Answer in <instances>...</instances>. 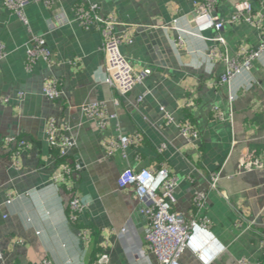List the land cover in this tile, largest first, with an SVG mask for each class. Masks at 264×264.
<instances>
[{"label": "crops", "instance_id": "crops-1", "mask_svg": "<svg viewBox=\"0 0 264 264\" xmlns=\"http://www.w3.org/2000/svg\"><path fill=\"white\" fill-rule=\"evenodd\" d=\"M26 1L19 16L0 0L1 264L45 258L49 264H91L104 248L107 264H160L151 253L138 255L144 247L141 203L134 187L121 188L118 179L127 168L161 166L177 179L174 210L188 221L207 218L203 230L218 244L208 261L187 250L180 264H264V167L241 165L242 159L264 160V53L249 70L221 81L230 61L264 41L256 23L229 21L242 0H219L213 11L225 22L218 55L212 53L214 30L198 29L196 0ZM250 1L253 19L264 28V0ZM90 4L115 19L122 54L135 71L148 73L125 96L106 82L97 24L78 19V9ZM34 36L44 38L51 61L29 62ZM48 78L58 83V99L44 92ZM92 102L117 116L102 127L101 118L83 110ZM50 120L75 140L69 161L84 166L75 191L85 207L76 221L71 192L53 176L58 158L48 142ZM188 121L197 138L182 134ZM121 135L137 138L110 151L109 142ZM8 136L16 140L6 143ZM199 192L207 193L201 207Z\"/></svg>", "mask_w": 264, "mask_h": 264}, {"label": "built area", "instance_id": "built-area-1", "mask_svg": "<svg viewBox=\"0 0 264 264\" xmlns=\"http://www.w3.org/2000/svg\"><path fill=\"white\" fill-rule=\"evenodd\" d=\"M219 0H196L197 8V25L200 31L214 30L216 46L212 53L218 55L220 50L217 49V43L222 42L220 31L224 27V19L217 18L213 15ZM6 6L19 16L23 15L24 7L27 5L26 0H4ZM86 25L90 22L97 24L103 36V52L106 60V82L114 87L121 95H127L138 83H141L148 75L146 70L135 71L129 60L122 54L120 45L123 38L117 36L114 32L117 23L113 17H104L99 15L96 4H90L88 7H80L78 9V19ZM254 22L258 26L260 32L264 36V28L261 19H253V5L250 0L240 1L231 14L229 21L238 20ZM132 42V39H127ZM0 44V59L2 58ZM264 53V41L258 50H242L243 58L241 60H232L228 63L227 71L222 74L221 81H231L243 70H249L252 60ZM27 57L29 62L35 61L37 58H43L51 61V51L47 48L46 41L41 36H34L27 48ZM44 92L50 99H58L61 96V90L54 78H48L44 85ZM7 99V98H6ZM105 104L99 102L88 103L83 106L84 112L92 117L101 118L102 127L109 118H115L116 113H108ZM182 134L188 139L197 138L199 133L196 128L188 121L182 124ZM48 142L57 152L58 164L57 171L54 172V179L59 180L61 184L71 192L69 201L71 213L70 217L76 221L79 214L84 211V204L76 193V180L79 172L83 169V165L79 162H71L69 158L75 147V140L67 133L63 132L54 120H50L46 127ZM136 136L121 135L119 142L111 140L108 144L110 151L118 147H122L136 141ZM16 140V136H8L5 138L6 143ZM21 145H26L25 140H20ZM242 166L253 169L264 167V160L254 159L246 161L241 160ZM77 174V175H76ZM218 177L214 176V187ZM57 184V183H56ZM121 188L133 186L138 199L140 200L139 213L144 217V247L138 251L141 257H147L149 253L153 254L160 264H180L182 255L191 250L200 253L196 249V239L199 237L200 231L206 229L209 220L199 222L197 219L186 220L184 216L174 210L173 204L176 201L175 190L177 187V179L170 174V170L166 166L153 169L144 168L142 170H134L127 168L118 179ZM207 200V193L199 192L195 201L197 206H203ZM4 218L7 215L4 214ZM127 226L120 230L121 234L126 233ZM1 242V237H0ZM104 248V247H103ZM201 254V253H200ZM203 257V255L201 254ZM205 258V257H203ZM110 256L104 248L97 257V264H107ZM208 261L207 258H205ZM4 260V251L0 243V264ZM48 258L42 260L39 264H49ZM240 264H247L242 260Z\"/></svg>", "mask_w": 264, "mask_h": 264}, {"label": "bare ground", "instance_id": "bare-ground-1", "mask_svg": "<svg viewBox=\"0 0 264 264\" xmlns=\"http://www.w3.org/2000/svg\"><path fill=\"white\" fill-rule=\"evenodd\" d=\"M208 235H209V239L206 238ZM210 239H212V242ZM195 243H196L195 244L196 249L207 259H211L215 255V253L218 251L217 250L218 244L213 243V237L208 231L201 230L199 237L196 239Z\"/></svg>", "mask_w": 264, "mask_h": 264}, {"label": "trees", "instance_id": "trees-1", "mask_svg": "<svg viewBox=\"0 0 264 264\" xmlns=\"http://www.w3.org/2000/svg\"><path fill=\"white\" fill-rule=\"evenodd\" d=\"M91 264H97V259H95Z\"/></svg>", "mask_w": 264, "mask_h": 264}]
</instances>
